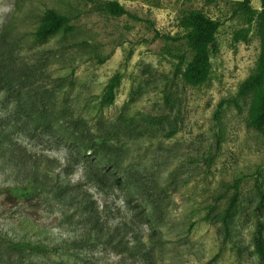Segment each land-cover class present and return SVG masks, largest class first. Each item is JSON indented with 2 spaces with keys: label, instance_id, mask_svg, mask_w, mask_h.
Instances as JSON below:
<instances>
[{
  "label": "rangeland",
  "instance_id": "rangeland-1",
  "mask_svg": "<svg viewBox=\"0 0 264 264\" xmlns=\"http://www.w3.org/2000/svg\"><path fill=\"white\" fill-rule=\"evenodd\" d=\"M108 1L127 14L105 12ZM47 9L73 29L39 41ZM188 10L220 25L196 87L181 76ZM259 50L237 0H0V264H260L264 138L238 96ZM96 135L125 150L82 158L80 139ZM46 169L64 170L75 202L2 192Z\"/></svg>",
  "mask_w": 264,
  "mask_h": 264
},
{
  "label": "trees",
  "instance_id": "trees-1",
  "mask_svg": "<svg viewBox=\"0 0 264 264\" xmlns=\"http://www.w3.org/2000/svg\"><path fill=\"white\" fill-rule=\"evenodd\" d=\"M252 0H237V10L250 26L255 24L256 32L260 38V50L258 62L252 74L241 84L238 96L249 99L247 125L264 138V0H258L259 10L251 7ZM103 10L112 16L126 15L125 8L116 1L104 3ZM216 20L209 18L200 10H188L178 20V27L182 32L186 47L191 54L190 59L185 62L184 70L181 73L184 84L192 87L202 85L211 72L210 56L214 46L216 34L219 28ZM73 29L70 18L57 13L53 9H47L40 18V24L35 32L39 41H44L56 33L62 31L68 33ZM248 29L240 30L236 36L238 40L245 41ZM184 61V57H181ZM184 63V62H183ZM120 76L116 75L114 81L108 85L106 99L111 104L114 99V89L119 84ZM8 128V126H7ZM115 138V139H114ZM79 142L80 156L96 159L100 155L103 157L117 155L125 149L121 141L112 135H96L92 138H81ZM71 156L66 155L64 161L69 163ZM69 165V164H68ZM64 170L57 175L53 171L46 169L42 176L32 175L30 179L20 184L9 187L2 191L11 199L31 201L39 198H50L59 203H73L76 200L71 195L72 186L70 181L64 179ZM94 184H104L100 176L95 175ZM264 197L261 195L258 204H263ZM82 206H87L85 201H81ZM264 226L259 225L254 237V247L260 264H264ZM1 240V237H0ZM13 248L25 250L31 253L46 252L48 246H39L25 243H9Z\"/></svg>",
  "mask_w": 264,
  "mask_h": 264
}]
</instances>
